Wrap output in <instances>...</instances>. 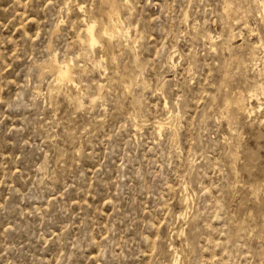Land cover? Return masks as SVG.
Wrapping results in <instances>:
<instances>
[{
	"label": "rangeland",
	"instance_id": "1",
	"mask_svg": "<svg viewBox=\"0 0 264 264\" xmlns=\"http://www.w3.org/2000/svg\"><path fill=\"white\" fill-rule=\"evenodd\" d=\"M117 1L0 0V264H264V4Z\"/></svg>",
	"mask_w": 264,
	"mask_h": 264
},
{
	"label": "bare ground",
	"instance_id": "2",
	"mask_svg": "<svg viewBox=\"0 0 264 264\" xmlns=\"http://www.w3.org/2000/svg\"><path fill=\"white\" fill-rule=\"evenodd\" d=\"M104 2L108 3V8L106 10H103L102 11V16L104 17V25H103V31L101 33H103L104 35L108 36V39H112V38H117L118 40L122 37H128V34H127V30L125 29V26H121V23L122 22L120 20V17H119V12H120V9L121 7L123 6L119 1L117 0H103ZM245 1V0H244ZM242 3V0H224V4H223V12L224 14L227 16V17H233L234 15H237V11H238V8L240 7L239 3ZM248 3V2H247ZM260 4V3H259ZM247 5V4H246ZM249 6V5H248ZM264 6V5H263ZM80 8V7H79ZM81 9V8H80ZM99 9V8H98ZM240 9V8H239ZM244 9L242 8L241 6V10ZM239 12V11H238ZM240 13V12H239ZM242 13V11H241ZM245 13V12H244ZM247 13H245L246 15ZM100 15V13H99ZM241 15V14H239ZM243 17L244 14H242ZM102 16L100 18H102ZM264 16V15H263ZM226 17V18H227ZM241 19H242V16H239ZM97 18V17H96ZM235 18V17H234ZM233 19V18H232ZM236 19V18H235ZM83 21V19H81ZM80 20V22H81ZM231 20V19H230ZM86 21V20H84ZM83 21V22H84ZM95 21V20H94ZM233 23V21H232ZM236 23V21H235ZM234 24V23H233ZM232 26V25H230ZM228 26V27H230ZM95 23L94 22H87L86 23V27H85V34H86V39L84 40L89 46L91 49L94 47V45L100 40H98V37L96 36V33H95ZM230 29H232L231 27L229 28V31ZM84 30V29H83ZM228 30V29H227ZM84 33V32H83ZM232 33V31H231ZM230 35V34H229ZM102 37V36H101ZM119 37V38H118ZM230 37V36H229ZM233 37H234V34H233ZM107 38V37H106ZM126 39V38H124ZM228 39V37H227ZM123 40V39H122ZM121 40V41H122ZM80 42H82L80 39H79ZM124 41V40H123ZM84 42V44H86ZM223 42V41H221ZM116 43V42H115ZM82 44V43H81ZM82 46V45H81ZM84 46V45H83ZM86 46V48L88 49V47ZM223 46V45H222ZM261 46V45H260ZM262 48V47H261ZM255 50V49H254ZM247 51V50H246ZM86 52V51H85ZM256 56H254L255 58ZM95 61V60H94ZM93 61V62H94ZM243 61V60H242ZM100 60L97 59V61L95 63H98L100 64ZM49 63V66L50 68L56 70V73H57V79L59 81H72V65H70L69 62H64L65 64H59V62L57 61V59L55 58H52L50 59V61H48ZM47 63V64H48ZM46 65V64H45ZM97 66V65H96ZM100 66V65H98ZM46 67V66H45ZM80 68V67H79ZM75 69V68H74ZM82 70V68H80ZM56 76V75H55ZM54 76V77H55ZM56 81V80H55ZM65 82V83H66ZM59 83V82H58ZM57 83V84H58ZM61 84V83H59ZM69 84V83H68ZM98 84V82L96 83ZM62 85H65V84H62ZM259 85V84H258ZM54 86V85H53ZM68 86H71V85H68ZM74 86V85H73ZM101 85L98 84V87H100ZM262 86V85H261ZM60 89V88H59ZM255 89V88H254ZM55 90V89H54ZM251 91V90H250ZM262 91V90H261ZM56 92V91H55ZM54 93V92H53ZM240 93V92H239ZM264 94V92H262ZM254 94V93H252ZM262 95V94H261ZM246 96V95H245ZM245 96H243L245 98ZM251 96V94H250ZM243 97L240 94H235L233 95L232 97H229V98H225V104L226 106L227 105H231V104H234L235 107L237 106L238 107V110L239 108L241 109H244V110H247V111H250L249 109H247V107H243V103H245L243 100ZM245 100V99H244ZM248 100V99H247ZM243 102V103H242ZM245 105V104H244ZM229 107V106H227ZM233 107V105H232ZM226 109V108H225ZM232 109V108H231ZM234 110V109H233ZM240 111V110H239ZM238 111V112H239ZM240 113V112H239ZM155 125V124H154ZM156 127V126H155ZM158 128V127H156ZM160 128V127H159ZM173 264H178L177 261H174Z\"/></svg>",
	"mask_w": 264,
	"mask_h": 264
},
{
	"label": "snow or ice",
	"instance_id": "3",
	"mask_svg": "<svg viewBox=\"0 0 264 264\" xmlns=\"http://www.w3.org/2000/svg\"><path fill=\"white\" fill-rule=\"evenodd\" d=\"M261 3L264 4V0H261Z\"/></svg>",
	"mask_w": 264,
	"mask_h": 264
}]
</instances>
